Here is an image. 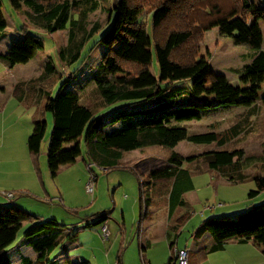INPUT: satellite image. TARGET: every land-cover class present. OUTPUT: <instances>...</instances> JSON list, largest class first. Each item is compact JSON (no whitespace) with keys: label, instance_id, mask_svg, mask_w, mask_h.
<instances>
[{"label":"trees","instance_id":"trees-1","mask_svg":"<svg viewBox=\"0 0 264 264\" xmlns=\"http://www.w3.org/2000/svg\"><path fill=\"white\" fill-rule=\"evenodd\" d=\"M100 1L9 0L12 6L20 3L25 5L29 9L26 13L28 20L42 30H68L67 45L57 52L59 59L68 65L80 58L84 45L99 29L94 24L87 30L86 18L88 13L99 8ZM109 2L107 21L110 25L101 38L106 41L107 49L100 60L99 72L90 78L92 86L89 89L85 90L84 85L79 91L70 88L68 84L75 82L76 71L58 72L49 59L44 62L42 74L19 80L12 86L11 95L20 104L26 107L39 104V98L42 104L32 113V129L26 142L29 160L37 177L41 174L40 147L47 129L45 113L50 112L52 128L48 139L47 168L52 175L61 166L76 161L81 153V136L88 124L81 159L91 173L93 165L103 168L104 172L110 168L135 172L128 165L129 161L125 166H119L124 152L150 146L172 148L179 141L186 140L215 144L214 149L200 154L207 160L204 163L209 171L218 172L236 183L248 178L239 164L241 150L220 149L244 132L247 118L237 120L224 130L213 129L202 133L189 132L180 122L200 119L202 112L211 108L243 106L250 110L256 105L264 80L263 37L247 20L254 16L264 19V6L253 0ZM147 9L149 12L144 14ZM142 16L150 19V33ZM6 27L7 20L0 14V40ZM210 28H217L221 36L231 38L234 44H247L254 50L251 61L239 75L243 86H233L224 75L214 73L208 61L198 57L200 44L206 30ZM28 30L23 24L20 31L24 37L13 41L6 53H0V61L7 68L27 63L43 46V38ZM98 43H92L88 53ZM152 51L159 68L158 79L150 72ZM60 79L62 82L54 96H51L52 89ZM187 79L191 80L190 89L197 101L173 107L169 99L172 91L162 82ZM28 91H33L37 95L36 99H28ZM42 97L46 98L44 103H41ZM156 98L159 102L155 106L142 110L126 108L127 104ZM260 100L264 104V95ZM117 101L122 102L121 106L106 114L105 118L95 116L101 109ZM69 142L74 143L72 148L65 147V143ZM194 157L172 151L165 162L150 168L143 179L137 175L140 205L137 232L144 218L150 219L158 212L155 210L165 208L170 218L178 206L185 204L184 195L194 188V184L191 171L182 167V163ZM259 185L264 186V174ZM255 193L258 192L251 190L249 195ZM24 214L29 216L18 208H12L7 202L0 203V264H10L8 246L15 241L25 219ZM97 216L92 225L104 224L109 218V211L98 213ZM189 216V211H183L174 223L169 224V228L177 235ZM91 224L87 223L84 227L90 229ZM204 233L211 235L210 244L188 250L187 264L202 263L211 252L222 250L229 239L239 243L251 242L264 253V201L248 204L245 212L236 217L201 219L194 228L193 237L200 238ZM24 236L36 254L35 259L29 260L28 264H50L51 253L58 245L59 224L54 219L32 224L25 229ZM174 244L170 243V248ZM145 246L141 245L142 251ZM77 264L89 263L81 261Z\"/></svg>","mask_w":264,"mask_h":264},{"label":"rangeland","instance_id":"rangeland-1","mask_svg":"<svg viewBox=\"0 0 264 264\" xmlns=\"http://www.w3.org/2000/svg\"><path fill=\"white\" fill-rule=\"evenodd\" d=\"M1 1L0 14L7 20V27L0 40V53H6L8 43L24 37L20 31L23 24L29 28V32L43 38V46L37 49L34 57L27 63L17 64L14 69L9 70L0 61V81L4 87H8L11 82L39 76L44 71V62L47 59L52 62L58 72L76 71L75 82L68 84L70 88L79 91L82 85L85 90L92 86L90 78L99 72L100 60L107 49L106 41L101 38L110 25L107 21L110 9L109 0H101L99 8L88 13L87 30L94 24H97L99 29L84 45L80 58L69 65L60 60L57 53L60 48L67 45V29L55 32L42 30L32 24L26 14L22 11L18 12L9 0ZM253 1L264 6V0ZM147 12L149 9L145 10L144 14ZM112 18L113 16L111 20ZM142 20L147 22V32L150 33V19L142 16ZM247 23L260 32L263 37L262 48H264V19L254 16L248 18ZM96 41L99 43L88 53L90 45ZM253 55L254 50L247 44H234L231 38L221 36L217 28H210L205 32L198 51V57L208 61L214 73L224 75L235 87L243 86L239 81V75ZM150 72L154 77L159 78V68L154 51H152ZM60 82L62 79L55 84L51 96L56 93ZM162 84L172 91L169 99L173 107L197 101L190 89V79L173 83L162 82ZM258 94L259 100L250 110L243 106H221L204 110L200 119L180 122L189 132L202 133L213 129L221 131L234 125L241 118L248 119L244 132L226 147L220 148L221 150H235L236 148L241 150L239 164L248 178L236 183L206 168L204 162L207 160L200 154L214 149L216 146L213 142L199 144L186 140L179 141L172 148L150 146L124 152L119 160V166H125V163L129 161L128 165L137 174L122 168H110L104 172L103 168L94 165L91 167L93 172L91 173L81 159V155L84 154V138L88 124L81 136V153L76 161L73 164L61 166L52 175L47 168L48 139L52 128L50 112L45 113L47 129L40 147L41 174L37 177L29 160L26 142L32 129V113L35 112L37 106L42 105L40 98L39 104L26 107L12 96L9 97L8 91H2L0 93V136L3 140L2 147L0 146V203L7 202L12 208H18L29 215L24 214L25 219L21 223L15 241L8 246V251L16 249L17 244L25 238L24 231L27 227L48 222L51 219L59 224L60 229L58 245L51 256L63 251L65 256L73 262L77 258L85 257L88 259L86 261L91 264H117L121 261L124 264H159L160 258L150 253L147 257L141 245L147 239L164 236L166 233L168 237L170 236L169 240L164 242L168 249L175 239L179 246L193 248L197 243L192 236L193 231L201 219L236 217L245 212L248 204L264 201V186L259 185L264 174V104L260 100V97L264 95V80ZM36 96L33 91L27 92L28 99H36ZM45 99L42 97L41 103H44ZM158 102L157 98L133 102L127 104L126 108L142 110L155 106ZM121 104V101H117L101 109L95 116L104 117ZM73 146L74 143H65L67 148ZM172 151L182 156H195L191 161L185 160L182 163V167L191 171L193 175L194 188L185 193V204L178 206L170 219L167 215L165 219L167 212L165 208L155 210L158 211L156 217L144 218L141 229L137 232L140 215L137 175L143 179L150 168L165 162ZM93 176L92 190L88 191L86 186ZM251 190L258 193L250 196ZM9 191L13 194V199L4 195ZM104 211H109V218L104 223L109 231L107 238L102 236L101 226L103 224H91L98 218L97 214ZM183 211H189L190 216L182 223L176 235L169 228L168 223H174V218ZM142 213L144 214V209ZM87 223L92 225L87 231L92 235L91 245L81 246L78 234L87 229L84 227ZM203 238L199 242L200 245L211 241L209 233H206V237ZM224 247L221 251L212 253L203 264H259L260 258H263L260 249L251 242L239 243L235 239H229ZM11 255H15V251H12ZM149 258L152 259L150 263Z\"/></svg>","mask_w":264,"mask_h":264},{"label":"crops","instance_id":"crops-1","mask_svg":"<svg viewBox=\"0 0 264 264\" xmlns=\"http://www.w3.org/2000/svg\"><path fill=\"white\" fill-rule=\"evenodd\" d=\"M15 8H16V10L19 12V11H22L24 14H26L28 11H29V9L25 6V5H23V4H19V5H16V6H14ZM5 18V17H4ZM250 18V17H249ZM251 19H254V18H251ZM207 31V30H206ZM10 44L11 43H8L7 45H6V52L8 51V48H9V46H10ZM15 67V66H14ZM14 67L13 68H11V70L12 69H14ZM7 68V67H6ZM7 69H9L10 70V68H7ZM14 82V81H13ZM16 82V81H15ZM15 82L14 83H10L9 85H8V87H4L3 85H2V83H1V81H0V93L2 92V91H8V95H9V97L10 96H12L11 95V89H12V86L15 84ZM13 97V96H12ZM10 101V100H9ZM0 103H1V101H0ZM4 108V107H3ZM0 110H1V107H0ZM1 112V111H0ZM2 142H3V140H2V138H1V136H0V146H1V144H2ZM2 147V146H1ZM16 172V171H15ZM193 190V189H192ZM10 192V191H9ZM163 210V209H162ZM176 210V209H175ZM165 211H166V209H165ZM175 212V211H174ZM156 214H157V212L156 213H154V215L152 216V219L154 218V217H156ZM174 214V213H173ZM181 214V213H180ZM166 215H167V212H166V214H165V219H166ZM173 216V215H172ZM178 216V215H177ZM176 216V217H177ZM168 217V216H167ZM175 217V218H176ZM171 218V217H170ZM169 218V219H170ZM175 218H174V220H175ZM169 224H171V222H169L168 223V225ZM82 230V229H81ZM89 229H85V230H82L79 234H78V241H79V244L81 245V246H83V245H86L87 244V246H88V244L89 245H91V240H92V235L91 234H89L87 231H88ZM193 236V235H192ZM203 237H206V233H204L200 238H194L196 241H197V243H196V245L193 247V248H187L188 250H195V249H197V248H199V247H201V246H205V245H208V244H210V242L209 243H207V244H203V245H200L199 244V242H200V240L202 241V239H204ZM169 238H170V236L168 237V235H167V233H166V235H164V236H155V237H152L151 239H147L146 240V242L143 244V246L144 245H146L145 246V250L143 251L144 252V254H146L147 255V257H148V253H150V255H152V256H158L160 259V263L159 264H165V263H167L168 261H170L171 259H172V257H173V251H174V249L175 248H183V247H185V246H179L178 245V243H177V240L175 239L174 240V245H173V247L172 248H170V246H169V249L167 248V246L164 244V242L166 241H168L169 240ZM160 243H162L161 245H159ZM245 243H250V242H245ZM177 244V245H176ZM157 245V246H156ZM225 247H223V249H224ZM260 249V248H259ZM12 251H15V255H11V252ZM221 251V250H220ZM260 251H261V249H260ZM215 252H217V251H215ZM212 253H214V252H211L210 254H208L207 255V258L202 262V263H200V264H203L204 262H206L208 259H209V256L212 254ZM260 253H262L261 255H263V258H260V261H259V264H264V253L261 251ZM8 254H9V259H10V264H28V262H29V260H34L35 259V256H36V254L34 253V251L31 249V247L27 244V239L26 238H23L20 242H19V244H17V248L16 249H14V250H9L8 251ZM15 256H16V258H15ZM86 260H88V259H86L85 257H81V258H77V259H75V261L73 262V261H71V259L70 258H67L66 256H65V252H61V253H58V254H56L55 256H53V257H51V262H52V264H77V263H80L81 261H86ZM151 258H149L148 259V262L150 263L151 262ZM50 262V263H51ZM87 262V261H86ZM88 263H89V261H88ZM89 264H91V263H89ZM117 264H124V262L123 261H121V262H118ZM128 264V263H127Z\"/></svg>","mask_w":264,"mask_h":264},{"label":"built area","instance_id":"built-area-1","mask_svg":"<svg viewBox=\"0 0 264 264\" xmlns=\"http://www.w3.org/2000/svg\"><path fill=\"white\" fill-rule=\"evenodd\" d=\"M93 179H94V176L87 183L86 188L88 191L92 190ZM4 195L7 198L13 197L12 193H10V192H6V193H4ZM101 231H102L103 238H107L109 235V231H108V228L104 224L101 226ZM187 261H188V249H186V248H175L173 251L172 259L165 264H187Z\"/></svg>","mask_w":264,"mask_h":264},{"label":"water","instance_id":"water-1","mask_svg":"<svg viewBox=\"0 0 264 264\" xmlns=\"http://www.w3.org/2000/svg\"><path fill=\"white\" fill-rule=\"evenodd\" d=\"M139 210H140V208H139Z\"/></svg>","mask_w":264,"mask_h":264}]
</instances>
